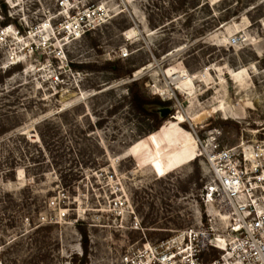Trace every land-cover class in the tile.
<instances>
[{"label": "rangeland", "instance_id": "374dc122", "mask_svg": "<svg viewBox=\"0 0 264 264\" xmlns=\"http://www.w3.org/2000/svg\"><path fill=\"white\" fill-rule=\"evenodd\" d=\"M7 27L0 264H123L200 221L225 232L198 140L264 148V0H0ZM133 82L166 112H137Z\"/></svg>", "mask_w": 264, "mask_h": 264}, {"label": "built area", "instance_id": "2783aa9c", "mask_svg": "<svg viewBox=\"0 0 264 264\" xmlns=\"http://www.w3.org/2000/svg\"><path fill=\"white\" fill-rule=\"evenodd\" d=\"M69 27L65 29L80 38L91 26L76 23ZM213 135L210 141L199 140L213 154L210 161L203 158L209 175L205 199L217 212L227 214L225 232L217 235L200 221L197 228L143 245L134 257L123 256V264H264V148H227L219 141L220 133ZM209 248L218 256L203 262Z\"/></svg>", "mask_w": 264, "mask_h": 264}, {"label": "trees", "instance_id": "16d2710c", "mask_svg": "<svg viewBox=\"0 0 264 264\" xmlns=\"http://www.w3.org/2000/svg\"><path fill=\"white\" fill-rule=\"evenodd\" d=\"M131 93V105L139 112L141 115L151 117L156 119L158 114L167 106V102L161 101L158 98L148 99L139 91L136 90V83L133 82L130 88ZM160 124H156L152 129L157 128ZM162 135V134H161ZM160 135V136H161ZM159 136V137H160ZM154 139L148 140L150 146L154 145Z\"/></svg>", "mask_w": 264, "mask_h": 264}, {"label": "bare ground", "instance_id": "6f19581e", "mask_svg": "<svg viewBox=\"0 0 264 264\" xmlns=\"http://www.w3.org/2000/svg\"><path fill=\"white\" fill-rule=\"evenodd\" d=\"M13 31H14V29H12L11 27L10 28H6V31H5V34L7 33V32H9V33H11V34H13ZM45 42V41H44ZM181 74L182 75H185L186 74V72L185 71H181ZM180 83V86L178 85V83H177V88H178V90H180L181 88L180 87H182V86H185V88L187 87V89H190V88H192L193 86H192V81H191V79L190 78H188V76H186L185 77V79H183V81H179ZM187 92V91H186ZM201 115V114H200ZM197 119L198 118H193V120H192V122H196L197 121ZM208 141H210V138L208 139ZM198 145H199V149H200V152H201V156H202V158H206L207 160H212V156H213V154H211V153H209V151H206L205 150V148H204V146H202L201 144H200V141L198 140ZM129 154L131 155V156H136V149L135 150H130L129 151ZM140 161H141V163H143V161H144V157H142V158H140ZM241 198H243V197H241ZM252 199H253V197H252ZM253 201V200H252ZM210 216V215H209ZM210 217H213L214 219H219V220H221V221H223L224 222V224H227V220H228V216H227V214L226 213H223V212H217V211H215V210H213L212 211V215L210 216Z\"/></svg>", "mask_w": 264, "mask_h": 264}, {"label": "water", "instance_id": "95a60500", "mask_svg": "<svg viewBox=\"0 0 264 264\" xmlns=\"http://www.w3.org/2000/svg\"><path fill=\"white\" fill-rule=\"evenodd\" d=\"M166 112V109H164L163 111H162V114H164Z\"/></svg>", "mask_w": 264, "mask_h": 264}]
</instances>
